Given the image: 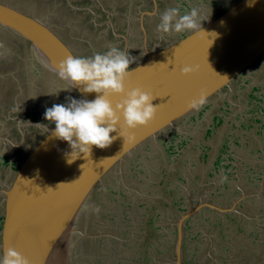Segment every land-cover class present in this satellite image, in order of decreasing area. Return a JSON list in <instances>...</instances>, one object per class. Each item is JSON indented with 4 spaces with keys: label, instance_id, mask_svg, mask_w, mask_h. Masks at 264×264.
<instances>
[{
    "label": "rangeland",
    "instance_id": "1",
    "mask_svg": "<svg viewBox=\"0 0 264 264\" xmlns=\"http://www.w3.org/2000/svg\"><path fill=\"white\" fill-rule=\"evenodd\" d=\"M62 1L63 4L71 3L70 0ZM128 1L130 3L132 0ZM236 1L189 0V6L197 10L199 6L204 8L198 10L199 19L204 22L219 16ZM0 2L28 14L42 10L39 16L60 33L71 48L76 51L77 44L84 48L83 51H77L76 57H91L96 53L108 51L110 47L126 50V45L125 48L114 46L118 41L112 31L115 27L111 28L108 19L105 18L103 10L106 13L107 11L101 0H77L81 5H88L98 17L99 28L97 27L98 30L95 31L92 28L95 26L94 21L91 20V24L89 23V19L93 17L89 10L77 12L72 9L73 12H70V8L62 5L60 0H47L44 5L38 0ZM107 5L110 7L109 2ZM166 8L168 7L164 5L163 9ZM128 9L130 7L127 6V11ZM139 9H136L137 13H140ZM123 10L124 7L121 8V11ZM181 14H184V11ZM122 19L117 21L121 26L118 30L126 27L130 29L132 17L127 15L126 20ZM74 31L81 37L76 36ZM118 35L124 37L123 34ZM170 35L171 33L160 32L157 38L167 43L175 39H170ZM102 37L105 41L101 44ZM77 38H81V42ZM89 39L91 46L87 48ZM149 39L145 31L144 41ZM154 41L155 39L151 38V42ZM159 44H154L153 47ZM21 55L16 52L15 57L20 59ZM143 56L144 53L138 51L131 57H134L136 62ZM8 59L15 64L13 69L0 68V188L11 180L15 160L19 162L29 147L45 134L47 129L43 126L53 125L44 119L46 109L54 104H65L66 97L78 100L75 91H65L68 88L63 81L55 80L54 76L48 74L50 72L36 61L21 59L24 60L26 70L23 73L22 61L13 60L12 53L5 48L1 51L0 60ZM40 78L39 83L50 93L48 98L52 101L46 102L41 99L42 92L37 95L38 89L33 88L35 86L37 88L36 81ZM234 81L232 92L225 90L220 97L213 96L198 110L192 112L193 114L179 122V128L176 130L167 128L155 139L144 142L125 157L122 165H116L103 178L102 189L96 187L89 207L81 219L79 218L78 227L72 236V241L76 242V264H173L176 222L182 214V208H188L190 205L198 207V213L186 222L184 243L186 248L183 257L186 264H264V228L255 227L256 231L247 235L248 233H243V230L238 232L227 225L224 227V235L229 232L232 234L225 235L221 240L218 233L215 237V231L212 229L214 221L221 218L215 210L206 206V203H209L229 209L233 202L239 201L237 192L233 191L237 185L235 177L222 178L223 172L237 171L236 168L226 166L231 163L232 157L247 160L248 165L242 164L241 168L249 170L251 178L255 177L253 175L255 172L257 175H264V56ZM6 102L9 103V107ZM9 116L11 120L7 123ZM16 118L26 126L17 125ZM28 128L31 131L36 129L33 135H29V140L25 138V134L30 133ZM164 173H171V178L165 177L163 181ZM259 178L245 180L244 185H248V182L250 186L254 185L259 182ZM109 186L110 190L104 191ZM169 190L172 192L177 190V194L183 195L188 191L191 194L188 202L191 204L186 203L184 201L186 198L182 195L177 197V194L172 197L175 202L173 206L153 204V201L165 198ZM250 190L257 193L260 187L255 185L250 187ZM199 203L204 205L199 206ZM93 205L99 208V212L91 210ZM261 205L263 206L258 210V206L251 202L248 217L262 221L264 204ZM152 224L157 231L151 230ZM85 227H88V236H80L81 233L78 232L84 231ZM151 232L153 238L155 234H159L160 237L157 241L155 238L150 241L148 254L133 255L132 252L135 251L133 249L138 243L143 244L144 237ZM125 241L131 250L126 251L128 246H125Z\"/></svg>",
    "mask_w": 264,
    "mask_h": 264
},
{
    "label": "water",
    "instance_id": "2",
    "mask_svg": "<svg viewBox=\"0 0 264 264\" xmlns=\"http://www.w3.org/2000/svg\"><path fill=\"white\" fill-rule=\"evenodd\" d=\"M202 29L204 32L187 31L151 49L144 41V56L130 64L125 87H140L156 97L152 103L157 111L147 126L130 133L135 139L125 150L118 127L112 134L118 138L108 148H93L90 157L84 159L81 154L69 164V145L51 137L54 124L42 125L47 131L24 153L9 183L0 188V258L11 247L30 264H76L72 236L94 190L103 185V178L144 142L167 128H179V122L196 111L187 105L201 91L206 102L225 90L231 91L234 80L264 56V0H237L219 16L202 22ZM0 31L29 43V59L46 68L55 80L62 81L56 66L68 56L76 57L43 19L1 2ZM123 38L126 40V36ZM186 66L198 67V71L184 77L181 70ZM73 91L78 100L96 96ZM119 99L115 97L113 102ZM127 135L125 130V138ZM197 209L188 210L177 222L174 264H183L182 226ZM83 230L78 234L88 236V227Z\"/></svg>",
    "mask_w": 264,
    "mask_h": 264
},
{
    "label": "clouds",
    "instance_id": "3",
    "mask_svg": "<svg viewBox=\"0 0 264 264\" xmlns=\"http://www.w3.org/2000/svg\"><path fill=\"white\" fill-rule=\"evenodd\" d=\"M202 22L196 8L184 14L180 13L179 8H167L160 15L156 30L164 34L203 31ZM0 47H3L2 43ZM24 59H29V49ZM134 61L135 58L128 52L110 47L108 51L91 57L68 56L56 66L59 79L69 85V89L65 91L79 89L83 95L96 94L92 100L66 97L65 104H54L44 113V119L55 125L51 137L66 142L71 149L70 153H66L67 163L71 164L79 159L81 154L87 159L93 148H108L118 138L112 135L117 132L118 127L119 136L124 139L123 151L135 139L130 133L154 120L157 107L152 102L156 97L140 87L126 90L125 80L130 72L129 66ZM22 67L25 73L24 64ZM197 71L198 67L186 66L181 70V75L188 77ZM40 80L41 78L36 81L37 85ZM33 88L38 89V86ZM115 97L120 98L116 103L113 102ZM205 102V93L201 91L187 106L189 109L198 110ZM10 120L9 116L7 123ZM15 122L22 125L18 118ZM125 130L128 133L127 138ZM17 164L15 160L12 175ZM95 211L99 212V208L96 207ZM0 264H30V261L10 247L0 258Z\"/></svg>",
    "mask_w": 264,
    "mask_h": 264
},
{
    "label": "flooded vegetation",
    "instance_id": "4",
    "mask_svg": "<svg viewBox=\"0 0 264 264\" xmlns=\"http://www.w3.org/2000/svg\"><path fill=\"white\" fill-rule=\"evenodd\" d=\"M60 1H61L62 5L67 6V7L70 8V12H73V11L79 12V11H83V10H89L91 12V9L88 7V5H81V4H79V2H77V0H75V1L74 0H70L71 1L70 4H67V3L63 4V1L62 0H60ZM38 2H42L43 5H44L47 2V0H38ZM101 2L103 4V7L105 8V11H107V13L104 12L105 18L108 19V22H109L111 28H112V26L115 27V28H112V31L114 30L115 33L113 32V35L118 41L115 42L114 46H122V48H125L126 43H128L127 52L129 53L130 56H132L133 54H136L138 51H140L141 53H144V51H145V47H144L145 31H146V35H148V37L150 38L145 43L147 45V48L151 49V47H153L154 44H158V43H160L159 45L165 44V42H162V41H160L157 38V35L160 32L157 33V30H156L157 29V25L160 22V15L164 11V9H163L164 5L167 6L168 8H179L180 9V13H182L183 11H184V13H187V12H190L191 9H192L189 6V0H155L156 5H154V1L153 0H137V1L135 0V2L132 0L130 3H129L128 0H101ZM108 2H109V6L110 7H108V5H107ZM72 6L75 7V8H73ZM127 6L130 7V9H128V11H127ZM188 6H189V8H188ZM198 6H199V4H198ZM123 7H124V10L121 11V8H123ZM139 7H140V9H139ZM201 7L199 6L198 10L201 9ZM72 9H75V10L72 11ZM136 9L137 10L138 9L141 10L140 13H137ZM154 9H155V12H154ZM202 9L204 10L203 7H202ZM18 10H20V9H18ZM20 11L22 13H24L25 15H27V16H35L37 19H41L42 20V18L39 16L40 14H42V10H39V11L36 10L37 12L30 13V14L24 12L23 10H20ZM114 11H117V12H114ZM115 14H117V15H115ZM107 15H108V17H107ZM127 15H130L132 17V21L130 23V29H128L126 27L125 29L122 28L121 31H119L118 29H120L121 26L118 24V22H117L118 20L116 19V16H120V18H123L122 20H126V16ZM92 18H95V17H92ZM125 25H127V22L125 23ZM50 27L67 45H69V43H67L63 39V37L60 36L61 35L60 33H58L52 26H50ZM92 28L95 29L94 26H92ZM186 32L187 31H185L183 33H179V34L174 33V35H172L173 33H171L170 39L178 38L179 36H181L182 34H184ZM117 33L118 34H123L124 36H126V42H124L125 39L122 38ZM151 38L155 39L154 43L151 42ZM77 39H79V38H77ZM135 40H137V42ZM139 40H140V45H138ZM104 41H105V38L102 37L100 39V43L102 44ZM0 43L3 44V47H0V55H1V51L5 50V48L8 49L9 52L12 53L13 57H15L16 52L19 53L18 48L26 47L27 49H29V43L20 40L18 37L12 35L9 32L0 31ZM71 49L73 50V48H71ZM74 50H73L74 54L77 55L78 53H76V51H74ZM122 51H124V49H122ZM2 60H4V59H2ZM8 60H10V59H8ZM234 82L232 83L231 88H232V86L235 85ZM37 86H38L37 95H38L39 92H42V96L43 97H41V99H44V101H46V102L52 101L51 99L48 98L50 93H48V91L45 90L44 86L41 83H38ZM65 86H67V85H65ZM37 100H39V96H37ZM6 103H7V106L9 107V105H8L9 103L8 102H6ZM16 130H17V126H16ZM35 130L36 129H33L31 131L29 129L28 132H30V133H26L25 134L26 135L25 138L29 140V135H33ZM15 151H17V149ZM200 161H202L201 158H200ZM203 161H205V160H203ZM228 167L232 168V166H228ZM235 168H236V166H235ZM114 174L116 175V173H114ZM162 175H163V178H162L163 181H164L165 177L171 178V173H167V174L164 173ZM199 175H201V173H199ZM212 177H214V174L212 175ZM199 178H200V176H199ZM199 178H197V179L199 180ZM201 182H204V181H201ZM106 184H107V182L104 185L106 186ZM210 184H213V183L210 182ZM98 187H100L99 189H102L103 185H98ZM187 187H188V185H187ZM106 190H110V186H109V188L107 187L104 191H106ZM233 191L236 192V189L234 188ZM177 192H178L177 190H175L174 192L169 190V191H167V194H166L165 198L163 197L161 199L155 200V201H153V204L158 205V206H160L161 204H163L165 206H168V205L173 206L175 202H174V199H172V197L175 196L177 194ZM185 193H186L185 195L177 194V197L179 195H182L183 198H186L184 201L187 203L189 201V195H191V194L188 193V191H186ZM158 201H160V202H158ZM168 201L170 203H167ZM188 204H191V203L188 202ZM201 205H204V203L200 204L199 206H201ZM206 206H208L210 209H213V210H216V208H217L216 206H214L212 204H209V203H206ZM153 208L154 207H152V209ZM175 208H176V206H175ZM94 209H95V205H93L91 207V210H94ZM182 209H183V211H182V214L180 215L179 219L181 218L182 215L186 214L188 212V210L195 209V206L191 207V205H190V207H188V208L183 207ZM152 212H154V211L152 210ZM197 213H198V211L196 212V214ZM179 219L177 220V222L179 221ZM190 220H191V218H188L183 223V226H182L183 238H184V236L186 234V222L190 221ZM177 222H176V225H177ZM129 228L130 227H128V231H129ZM151 230L154 232V231H157V228H155L153 226V224H152ZM176 231H177V227L175 229V232ZM153 232L149 233L147 235V237L143 236L145 238V241L143 240V244L140 245V243H138V244L136 243L137 246H136V248L133 249V250H135L134 252H132L133 255L137 254L138 256H144V255L148 254L147 253L148 252L147 248L149 249L148 244L150 243V241L152 239H154V238L157 241L158 238L160 237L159 234H155V236L153 238ZM146 241H148V243H146ZM175 242H176V237H175ZM175 242H174V245H175ZM143 245L145 247H143ZM125 246H128V247H126V251L131 250L130 249V245L126 241H125ZM173 254H174V252H173ZM183 257H184V250H183V254H182V263L186 264L185 261L183 260ZM173 258H174V256L172 257V259ZM192 264H195V263H192Z\"/></svg>",
    "mask_w": 264,
    "mask_h": 264
},
{
    "label": "crops",
    "instance_id": "5",
    "mask_svg": "<svg viewBox=\"0 0 264 264\" xmlns=\"http://www.w3.org/2000/svg\"><path fill=\"white\" fill-rule=\"evenodd\" d=\"M102 10H100V11H102ZM103 13H104V10H103ZM92 14H93V17H95V18H90L89 23L91 24V20H93L95 23L94 27H95V29L98 30L99 25L96 24L98 17L96 16V14L94 12H92ZM116 19L119 20L120 16H116ZM100 25H102V24H100ZM95 29H94V31H95ZM94 31H93V33H94ZM113 32H114V30H113ZM74 33H76V32L74 31ZM93 33L91 34L92 36H93ZM76 34H77L76 36L81 37L80 34H78V33H76ZM78 40H81V38ZM79 42H81V41H79ZM77 45L78 46H76V49H77L76 53L84 50V48H82L79 44H77ZM90 46H91V39H89L87 48H89ZM73 50H74V48H73ZM41 116H43V115L41 114ZM231 160H232V161H230L231 163L226 165V166H232V167L234 166L233 168H235V166H236L237 171L233 170L230 173L229 172H223L222 178L223 179H226V178L231 179V178L235 177V179L237 181V185L235 186V189H236V192L239 196L237 198V199H239V201L237 203H236L237 200L235 202H233L231 207H228L229 209L217 206V209L215 210L216 214L221 219L214 221V224L212 225V229H214V231H215V237H217V233H218V236L221 240H223L225 235L232 234V232H229V233H225V235H224V227H226L227 225L232 226V229L235 228L236 231H238V232L243 230V233H245V234L248 233L247 235L253 234L256 231L255 227L258 229L264 228V219L262 221L260 220L262 222L261 223L256 218L251 219L250 217H248L250 215L249 210L251 209V207H249V206L251 205V202H254L255 205L258 206V210L261 209V207L263 206L261 204H264V203H262V201L264 200V175L260 176V175H257L255 172V174H253L255 177L251 178V172H249V170L245 171L243 168H241L242 164L248 165V162L245 158L240 159L239 157H235V158L232 157ZM234 162H236V163H234ZM247 169H249V167ZM0 170H1V167H0ZM258 177H260L259 182L255 183L254 185L250 186L249 182L247 183L248 185H244L243 181L255 180ZM255 185L260 187V190L257 193H253L250 190V187L255 186ZM255 194H257V195H255ZM0 199H1V195H0ZM249 202H250V205H248ZM218 209H220V211ZM225 215H226V217H225ZM227 215H230V217H227ZM228 221H231V222H228ZM251 232H253V233H251ZM257 233H258V231H257ZM184 241H185V236L182 239V248H186L184 245V243H185Z\"/></svg>",
    "mask_w": 264,
    "mask_h": 264
},
{
    "label": "trees",
    "instance_id": "6",
    "mask_svg": "<svg viewBox=\"0 0 264 264\" xmlns=\"http://www.w3.org/2000/svg\"><path fill=\"white\" fill-rule=\"evenodd\" d=\"M18 50H19V53L22 54L21 55V58L20 59H17L16 57H14L13 60H15L16 62H21L22 61L21 59L25 58L26 55L28 54V49L26 47H23V48L20 47V48H18ZM14 65L15 64L11 63L9 60L8 61H2V60H0V68L5 67V68H9L10 70H12ZM22 66H23V63H22ZM253 98H255V97H253ZM183 250H184V248H182V254H183Z\"/></svg>",
    "mask_w": 264,
    "mask_h": 264
}]
</instances>
